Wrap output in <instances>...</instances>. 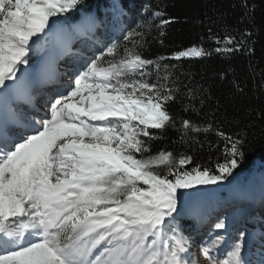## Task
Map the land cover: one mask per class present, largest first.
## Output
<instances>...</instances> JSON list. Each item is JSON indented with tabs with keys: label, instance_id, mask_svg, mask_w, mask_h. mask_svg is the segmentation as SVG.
I'll use <instances>...</instances> for the list:
<instances>
[{
	"label": "snow or ice",
	"instance_id": "obj_1",
	"mask_svg": "<svg viewBox=\"0 0 264 264\" xmlns=\"http://www.w3.org/2000/svg\"><path fill=\"white\" fill-rule=\"evenodd\" d=\"M82 2L0 0V88L15 81L19 66L28 63L33 37ZM164 34L161 27L159 36ZM145 35L133 30L124 39L143 47ZM224 41L234 44L233 37ZM216 42L221 43L219 37ZM117 48L113 44L93 59L74 87L54 98L50 118L37 121L38 127H25L17 136L0 132V264H245L240 242L226 258L207 247L200 249L203 262L195 258L173 215L180 190L232 175L243 140L217 133L230 147L215 171L199 164L189 170L190 155L176 157L163 149L149 154L150 142L176 126L169 112L177 100L169 87L170 66L159 63L165 57L148 59L127 46L116 59ZM209 54L193 46L170 59ZM105 55L113 57L106 64ZM150 69L156 82L145 78ZM181 128L184 135L207 133L212 124L184 119ZM214 227L226 225L218 221Z\"/></svg>",
	"mask_w": 264,
	"mask_h": 264
},
{
	"label": "trees",
	"instance_id": "obj_2",
	"mask_svg": "<svg viewBox=\"0 0 264 264\" xmlns=\"http://www.w3.org/2000/svg\"><path fill=\"white\" fill-rule=\"evenodd\" d=\"M156 12L163 15L157 17ZM88 16L94 18L89 63L115 44L118 46L116 59L127 46L148 59L165 57L159 63L170 66L169 87L175 91L177 100L169 105V112L176 126L150 142L149 154L163 149L176 157L190 155L193 163L186 166L189 170L199 164L215 171L218 164L225 163L230 147L217 133L243 140L240 149L243 155L237 157L238 165L232 175L217 184L181 191L178 212L173 214L177 217L174 226L184 237L196 235L194 229L198 222L218 213H221L218 221L235 227V218L242 210L228 209L231 197L226 190L232 183L236 190H241L252 175L259 178L264 175V0H83L77 9L53 18L58 23L46 30L68 28ZM162 20L172 23L161 25ZM161 27L165 33L162 37L159 36ZM133 30L146 33L143 47L124 39ZM48 32L40 38L33 37L26 66H35L46 51ZM226 36L234 38L233 45L224 41ZM217 37L221 40L219 44ZM236 44H240L238 51H215L217 47ZM193 46L203 47L210 54L179 61L170 59L173 53ZM112 59L105 55V64ZM160 75H164L163 69ZM145 78L156 82L155 69H150ZM184 119L198 126L211 123L212 129L207 133L184 135L181 128ZM157 171L163 173L165 169ZM252 185L258 192L257 178L252 180ZM211 195L219 196L206 198ZM215 223L216 220L213 229Z\"/></svg>",
	"mask_w": 264,
	"mask_h": 264
},
{
	"label": "rangeland",
	"instance_id": "obj_3",
	"mask_svg": "<svg viewBox=\"0 0 264 264\" xmlns=\"http://www.w3.org/2000/svg\"><path fill=\"white\" fill-rule=\"evenodd\" d=\"M93 20V16H88L80 19L68 28H53L49 32L45 30V32H48V47L46 51L43 52L35 66L20 65L19 71L16 73V76L22 71L25 73L28 86L32 83H37V87L33 91L31 90L34 101L28 105L29 108L27 110L25 97L22 98L21 93L10 92L12 93L10 94L7 90L4 91L3 88H0V132L8 126V129L19 127L21 130L20 134H15L14 130H9V132L11 136L23 135L25 134V127H35L37 121L50 118L51 102L54 98L70 91L74 87L76 76L84 71L85 67L89 64V55L92 54L93 48V35L91 32ZM56 31L59 32L60 38L56 39L54 37L51 40L50 35ZM44 33L39 34L38 37L40 38ZM88 35H90L89 39L86 38ZM84 38L87 43L82 44ZM40 65L46 69L50 67L51 71L43 70ZM65 78L69 82L62 83ZM6 85L7 87L5 88H12L13 81H6ZM46 108L49 109V112L45 111ZM21 125L24 127H21ZM261 177L264 179V175ZM261 177L257 178L252 175L249 177L246 186L243 185L240 188L241 190H236L233 183L226 190V194L231 197L228 209L232 210L236 207L243 211L242 217H239L235 224L236 227L226 225L225 229L211 231L209 242L205 239L201 240L203 235L201 237L200 235L206 229L213 230L210 224L215 222V220L218 221V216L221 214L218 213L214 214L211 218H204L198 223L195 229L198 234L197 236H185L189 240L190 250L195 258L203 262L200 249L205 247L211 248L213 255L218 256V258H226L227 253L232 250L235 243H242L243 249L244 243L250 234L256 235L254 230L257 228L264 230V215L258 214L259 210L264 212V180ZM254 178H257L260 182L258 192H256L252 185V179ZM244 187L245 190L242 191ZM180 191L188 192V190ZM218 196L211 195L206 198L216 199ZM245 196L247 200H244ZM179 201L181 200L179 199ZM256 237H253L254 240L249 245L248 258H243L248 264H258V258L254 255L255 248L264 247V232L257 234ZM242 253L243 250L241 255Z\"/></svg>",
	"mask_w": 264,
	"mask_h": 264
},
{
	"label": "bare ground",
	"instance_id": "obj_4",
	"mask_svg": "<svg viewBox=\"0 0 264 264\" xmlns=\"http://www.w3.org/2000/svg\"><path fill=\"white\" fill-rule=\"evenodd\" d=\"M59 31V30H58ZM58 31H56V32H53L51 35H50V39L51 40H53L54 39V37L57 39H59L60 38V35H59V32ZM92 32V31H91ZM89 37H90V35H88L86 38L87 39H89ZM85 42H86V39L84 38L83 40H82V44H85ZM55 65V64H54ZM41 66V65H40ZM42 67V66H41ZM55 67V66H54ZM42 69L43 70H46V71H51L50 70V67L48 68V69H46V68H44V67H42ZM54 75V74H53ZM26 77L27 76H25V73L22 71V72H20L17 76H16V80L15 81H13V86H12V88H10V89H7V88H3L4 89V91H8L9 93L10 92H15V93H21L22 94V96L23 97H25L26 99L27 98H30V96H31V90L33 91L34 90V88H36L37 87V83H32V84H30L29 86L27 85V81H26ZM64 82H69V80L68 79H64L63 80V82L62 83H64ZM61 83V84H62ZM10 94H12V93H10ZM7 101H9V100H7ZM45 111L46 112H49V109L48 108H46L45 109ZM37 119H39V118H37ZM40 121V120H39ZM39 125L38 124H36L35 125V127H38ZM9 126L6 128V130H7V132H8V134L11 136V133L9 132ZM19 129V128H18ZM5 130V129H4ZM4 130H2V132L4 131ZM16 131V130H15ZM13 135V134H12ZM244 200H247V197L245 196L244 197ZM255 231V234H256V236H257V234H261L262 232H264V230H262V229H260V228H257L256 230H254ZM253 233L252 234H250V236L248 237V239H247V241H245V245H244V248L242 249L243 250V253H242V255H243V257H244V255H248V252H249V244L251 243V241L253 240ZM254 255H255V257L256 258H258V264H264V247H261V248H255V252H254ZM245 264H248V262H245Z\"/></svg>",
	"mask_w": 264,
	"mask_h": 264
}]
</instances>
